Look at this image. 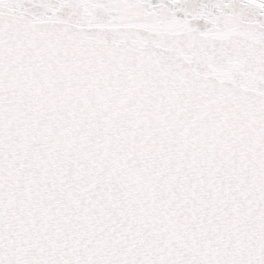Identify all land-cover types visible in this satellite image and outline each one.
Returning a JSON list of instances; mask_svg holds the SVG:
<instances>
[{"label":"snow or ice","instance_id":"obj_1","mask_svg":"<svg viewBox=\"0 0 264 264\" xmlns=\"http://www.w3.org/2000/svg\"><path fill=\"white\" fill-rule=\"evenodd\" d=\"M0 264H264V0H0Z\"/></svg>","mask_w":264,"mask_h":264}]
</instances>
